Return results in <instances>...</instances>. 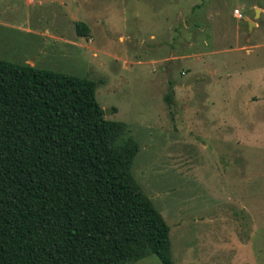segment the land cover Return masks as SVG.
I'll return each mask as SVG.
<instances>
[{"label": "rangeland", "instance_id": "rangeland-1", "mask_svg": "<svg viewBox=\"0 0 264 264\" xmlns=\"http://www.w3.org/2000/svg\"><path fill=\"white\" fill-rule=\"evenodd\" d=\"M257 7L264 0H0V59L98 81L105 117L139 142L132 171L170 226L175 264H264Z\"/></svg>", "mask_w": 264, "mask_h": 264}, {"label": "trees", "instance_id": "trees-1", "mask_svg": "<svg viewBox=\"0 0 264 264\" xmlns=\"http://www.w3.org/2000/svg\"><path fill=\"white\" fill-rule=\"evenodd\" d=\"M98 84L0 59V264H175L132 171L140 144L105 117Z\"/></svg>", "mask_w": 264, "mask_h": 264}, {"label": "water", "instance_id": "water-1", "mask_svg": "<svg viewBox=\"0 0 264 264\" xmlns=\"http://www.w3.org/2000/svg\"><path fill=\"white\" fill-rule=\"evenodd\" d=\"M260 10H261V8H257V14L255 15L256 19L259 16L258 14H259ZM248 23H249V31H252L255 22H254V20H249Z\"/></svg>", "mask_w": 264, "mask_h": 264}, {"label": "crops", "instance_id": "crops-1", "mask_svg": "<svg viewBox=\"0 0 264 264\" xmlns=\"http://www.w3.org/2000/svg\"><path fill=\"white\" fill-rule=\"evenodd\" d=\"M258 8V7H257ZM236 9H238V8H236ZM261 11L262 12H264V9L263 8H261ZM235 16V15H234ZM237 17V16H236ZM249 20H254V22H255V24H254V26H253V28L254 27H256L259 23H258V19H256V18H248V21Z\"/></svg>", "mask_w": 264, "mask_h": 264}, {"label": "built area", "instance_id": "built-area-1", "mask_svg": "<svg viewBox=\"0 0 264 264\" xmlns=\"http://www.w3.org/2000/svg\"><path fill=\"white\" fill-rule=\"evenodd\" d=\"M234 15L237 16V17H239V18L242 17V14H241V12H240L239 9H235V10H234Z\"/></svg>", "mask_w": 264, "mask_h": 264}]
</instances>
